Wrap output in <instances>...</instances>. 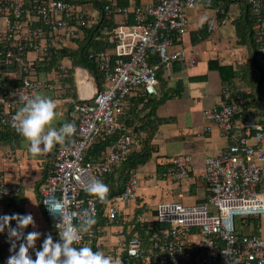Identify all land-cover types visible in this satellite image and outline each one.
Wrapping results in <instances>:
<instances>
[{
	"label": "built area",
	"instance_id": "1",
	"mask_svg": "<svg viewBox=\"0 0 264 264\" xmlns=\"http://www.w3.org/2000/svg\"><path fill=\"white\" fill-rule=\"evenodd\" d=\"M104 1L111 4H105L103 19L113 24L105 25L95 39L107 48L90 55L102 73V88H98L87 69L73 67L78 92L77 102L72 101L76 132L57 148L52 170L40 188L42 210L53 223L58 238L55 225L61 218L51 214L48 206L62 204L74 224L85 212H92L97 221L98 199L87 193V186L124 164L136 144L133 137L125 135L97 162L87 160L88 151L98 138L110 137L122 128L118 120L129 97L138 91L159 95V71L185 60L183 51L171 49L186 30V12L198 5V0H158L119 7L114 0ZM249 4L253 29L264 55V0H251ZM221 12L225 13L222 9ZM131 14L133 23L129 21ZM101 17L98 11L64 0H0V130L15 131L12 118L22 107L19 96L57 88L36 77L35 62L49 60L52 50L69 48V42L81 35L82 27L97 25ZM213 25L211 20L209 30ZM152 52L158 57L156 65L149 61ZM224 94L226 100L205 112V118L219 125L222 135L233 141L225 152L205 160L209 196L192 205L178 201L159 203L155 221L161 227L153 233L147 247L138 234L123 246V253L132 264H264V231L258 235L236 232L237 218L264 216V126L252 111L245 120H235L242 100L238 105L231 104L227 101L230 91L225 90ZM172 161L178 169L177 177L188 179L190 160L176 157ZM138 185L135 174L124 191L110 201L106 207L109 221L118 217L119 204L137 198ZM18 192L19 188L0 174V216L30 214L8 207ZM11 226L16 227L15 221ZM32 231L31 225L24 229L25 235ZM8 238L6 228L0 233V264ZM93 238L91 230L74 246H91Z\"/></svg>",
	"mask_w": 264,
	"mask_h": 264
},
{
	"label": "crops",
	"instance_id": "2",
	"mask_svg": "<svg viewBox=\"0 0 264 264\" xmlns=\"http://www.w3.org/2000/svg\"><path fill=\"white\" fill-rule=\"evenodd\" d=\"M157 1L128 0L131 7ZM220 7L215 0H199L194 10L186 12L188 18L186 30L171 49L183 51L185 60L168 69L160 70L162 79L161 82L159 80L158 86V98L165 93L172 95L176 90H180L181 94L170 96L158 106L157 117L167 121L159 124L151 140L154 148L151 159L136 172L139 180L137 198L118 205L116 222L109 221L106 217L107 212L102 211L96 222L99 228L93 238L94 251L100 250L106 255L119 256L123 261L124 244L132 234H139L135 233V228L142 230L148 226L152 234L157 231L151 230L150 227L155 222L159 203L178 201L192 205L204 202L209 196V185L204 179L205 160L225 152L232 144V140L222 135V128L219 125L205 118V111L222 101L225 81L234 83V90L250 92L251 97L256 94L258 87V81L255 80L258 79V75L255 74L254 67H251L254 75L252 82L249 81V77L246 79L243 73H238V77L233 81L230 79L239 66L252 64V50L240 43L238 34L240 29L238 23L241 24V30L244 29L242 19L247 12L245 5L235 1L224 14ZM211 20H214V25L209 30ZM1 30L3 26L0 21ZM68 45L69 48L76 46L73 43ZM63 63L64 68H72L71 60L65 59ZM221 68H225V72L221 73ZM71 77L74 83L72 73ZM6 78L9 79V76ZM38 79L49 84L56 83L54 73ZM58 88L40 91L58 101L61 118L56 123L57 127L67 122L70 115L74 114H69L68 110L69 104L74 100L72 94L74 90L68 94L66 93L68 89L59 91ZM254 109L252 110L255 112ZM139 147L140 145L136 147L137 151ZM22 148H27L24 138L17 142L0 140V174L6 182L19 188L17 196L21 197L20 207L33 216L36 225L35 228L32 227L33 230L42 234L36 241L35 248L40 250L47 234L52 235L54 242L59 241L53 223L46 218L42 206L40 207V195L37 192L46 178V170L56 148L36 160L31 159L28 154L26 156ZM176 157L190 160L191 170L188 179L177 177L178 169L170 163V160ZM10 158H13V161H10ZM15 161H19L21 166L16 167ZM253 219L260 223L258 228L254 224L256 222L252 221L241 227V233L257 235L264 231V216ZM146 232H142L141 235L145 240L144 246L147 247ZM21 242L16 241L17 251ZM10 248L11 241L8 238L1 254L2 264H6L9 256L13 254ZM35 250H29L33 259Z\"/></svg>",
	"mask_w": 264,
	"mask_h": 264
},
{
	"label": "trees",
	"instance_id": "3",
	"mask_svg": "<svg viewBox=\"0 0 264 264\" xmlns=\"http://www.w3.org/2000/svg\"><path fill=\"white\" fill-rule=\"evenodd\" d=\"M65 2H68L70 4H74L76 6L85 7L88 4L92 5V8H86L87 10L90 9L91 11L94 10L95 12L98 11V13H101V19L97 25H94L92 27L84 26L81 28L82 33L80 36L76 37L75 39H72L69 43L76 44L73 48H63L59 50H52L50 54L49 60L44 61H38L35 62L33 66V71L35 72L36 77L38 78H44L52 73L56 76L55 80V87L59 86V89L66 88V85L68 84L69 90L75 89L71 73L73 72V67H83L87 69L90 73V75L94 78L95 82L98 85V88H102V73L99 70L96 62L90 58V55L93 52H100L102 50H105L107 48L106 44H104L101 41H96V37L101 34L102 29L105 25L113 24V21H106L104 18V8L105 4L110 5V2H106L104 0H64ZM241 2L245 5V8L247 12L243 16L242 23L244 26V29L241 30V24H237L239 26V41L241 44L247 45L252 50V64L250 66L242 65L237 68V71H234V75L230 78L231 81H233L234 78L238 77V73H243V76L247 79L249 77V81L252 82L253 80V73L251 71V67H254L255 74L258 75V79L255 78V80L258 81V87L256 89V94H254L251 97L250 92L245 91H238L234 90V83L231 84V82L225 81L224 90L230 91L231 95L230 98L227 100L231 104H239V100H242V103L239 104L237 110L238 114L235 116V120L243 121L246 118L247 113L254 112L252 109L255 108V117L259 124L264 126V63L261 62V59L264 58V55L260 52V46L261 42L258 41L255 30L253 29V20L251 18L250 14V4L249 2L251 0H215V3L217 6H221L220 8L224 10V12H228L229 5L233 2ZM199 2V0H198ZM114 3L116 6L119 7H131L128 0H114ZM140 5V4H137ZM97 10V11H96ZM89 11V10H88ZM133 14L130 15L129 21L133 23L134 21ZM115 25V22H114ZM176 38V37H175ZM263 56V58H261ZM65 59H69L72 62V68L66 69L63 68V62ZM149 61L152 65H156L158 63V57L155 54V52H152L151 57L149 58ZM178 63V62H177ZM174 63V64H177ZM173 64V65H174ZM227 69V68H226ZM232 70V68H229ZM67 70V71H66ZM220 72H225V68H221ZM158 78L161 82V71L158 73ZM5 82L7 83L8 80L6 78ZM201 80V78H198ZM230 83V84H228ZM57 85V86H56ZM54 90V89H53ZM72 91H69L68 94H70ZM73 95L77 96L74 97V101L77 102L78 93L75 89ZM181 94L180 90H176L173 92L172 95L170 94H163L160 98L157 96H149L141 91L136 92L134 95L129 97L127 99L126 104L124 105L123 114L119 117V123L122 125V128L118 130L115 134H113L110 137H107L105 139L98 138L90 147L88 154H87V160L90 162H97L102 158H105V155L107 151L116 144V142L123 136L129 135L134 138V144L135 148H133L131 154L129 155L127 161L118 167H113L112 171L109 174H106L101 180L108 185L110 188V192L108 195V202L106 204H101L98 201V209H99V215L102 213L103 210L106 211L107 205H109L110 201L119 196L123 191L126 183L128 182L129 178L136 174L137 170L144 166L152 157V153L154 151V148L151 144V140L153 139L154 133L157 130V127L160 123L167 121L164 119H160L157 117V109L158 106L166 101L170 96L177 95L179 96ZM223 100H226L225 94H223ZM217 106V105H216ZM68 110L70 111L69 114L74 113V107L73 103L69 104ZM206 112V111H205ZM67 122L74 123V117L70 115ZM23 137L19 135L17 132L13 131L12 129L6 128L4 130H0V140L2 141H13L17 142L18 140L22 139ZM233 143V141H232ZM60 144H57L55 146L56 150L53 153V159L51 160V163L48 164L47 170H46V178L43 182V184L46 182V179L52 170V164L55 160L56 151ZM139 150H136V147ZM173 158L170 160V163L173 164ZM135 171V172H134ZM139 181V180H138ZM42 184V185H43ZM41 185V186H42ZM38 188L37 192L40 195V188ZM18 195V194H17ZM19 196L13 197L8 207H13L17 209L20 212H23L24 209L20 207L19 204ZM157 212V211H156ZM157 214V213H156ZM107 219L108 214H106ZM118 220V217L114 220L115 222ZM254 223L256 227L260 225L258 221H254L253 217H249L247 219L244 218H237L236 219V232L238 235L241 234V227L249 224ZM153 228L159 229L161 225L158 222L152 223ZM54 228V226H53ZM99 228V225H97L94 228H92V234L95 236L96 230ZM144 229V230H143ZM142 230L139 228H135V233H139L138 235L143 241L144 244V238L141 235L142 232H145L146 235V241H148L147 245L149 244V241L152 237V232L148 230V226L143 228ZM55 230V229H54ZM259 230V229H258ZM257 230V231H258ZM258 233V232H256ZM134 234L131 235L128 240L132 238ZM258 235V234H257ZM127 240V241H128ZM126 241V242H127ZM93 245V243H92ZM92 245L90 246L92 248ZM133 261L131 259H128L124 253L123 257V264H132Z\"/></svg>",
	"mask_w": 264,
	"mask_h": 264
},
{
	"label": "clouds",
	"instance_id": "4",
	"mask_svg": "<svg viewBox=\"0 0 264 264\" xmlns=\"http://www.w3.org/2000/svg\"><path fill=\"white\" fill-rule=\"evenodd\" d=\"M18 99L22 107L13 116L12 127L24 138L31 155L47 153L57 144H64L75 134L76 125L72 122H64L59 127L56 126L61 118L57 100L40 92L22 95ZM86 191L96 197L101 204L108 202L110 188L102 180H94L87 186ZM48 210L54 216L59 214L61 218V221L55 225L59 241L54 242L52 235L47 234L40 250L35 248L36 241L42 234L32 231L25 235L24 232V229L30 225L36 227L31 214L0 216V233L8 229L11 241L10 252L13 253L6 264H123L119 256L106 255L100 250L94 251L88 245L74 246L79 245L96 224L92 212H85L79 223L74 224L62 204H50ZM12 221H15L16 227L11 226ZM16 241H22L19 243L18 251ZM30 249L35 250V259L30 255Z\"/></svg>",
	"mask_w": 264,
	"mask_h": 264
},
{
	"label": "rangeland",
	"instance_id": "5",
	"mask_svg": "<svg viewBox=\"0 0 264 264\" xmlns=\"http://www.w3.org/2000/svg\"><path fill=\"white\" fill-rule=\"evenodd\" d=\"M85 7H86V8H92V5H91V4H88V5H86ZM58 87H59V86H57V88H58ZM57 88H56V89H57ZM67 89L69 90V86H68V84L66 85V88H63V89H59V88H58L59 91H64V90H67ZM68 90L66 91V93L69 92ZM70 90H71V91H72V90L75 91V89H70ZM74 97H77V96L74 95ZM74 97H73V99H74ZM71 100H72V99H71ZM22 151H23L24 154H26V156H27V154H28V155L31 157V159H35V160L38 159L39 156H44V155L46 154V153H42V154H40V155L33 156V155H31V154L28 152V148H22ZM11 157H12V156H11ZM10 159H11V160H10ZM10 159H9L10 161H13V158H10ZM14 164H15L16 167H20V166H21L19 161H15ZM27 165H28V163H27Z\"/></svg>",
	"mask_w": 264,
	"mask_h": 264
},
{
	"label": "bare ground",
	"instance_id": "6",
	"mask_svg": "<svg viewBox=\"0 0 264 264\" xmlns=\"http://www.w3.org/2000/svg\"><path fill=\"white\" fill-rule=\"evenodd\" d=\"M84 80H87V78H84ZM87 90H90L89 88H87ZM87 94H89V92L87 93ZM206 129V128H205ZM11 143V142H10ZM2 144V143H1ZM15 149V148H14ZM46 157V156H45ZM42 163V162H41ZM135 172V171H134ZM192 172V171H191ZM41 181V180H40ZM208 186V185H207ZM36 188H37V186H35ZM21 198V197H20ZM20 200V199H19ZM203 202V201H202ZM40 207H41V205H40ZM131 207V206H130ZM142 207V206H141ZM140 208V207H139ZM141 211H143V210H141ZM140 212V211H139ZM147 212V211H146ZM121 216V215H120ZM127 234V233H126ZM56 240V239H55ZM116 247V246H115ZM40 249V248H39ZM118 251V250H117Z\"/></svg>",
	"mask_w": 264,
	"mask_h": 264
}]
</instances>
